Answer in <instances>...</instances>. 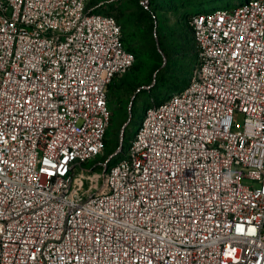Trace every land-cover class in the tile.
I'll return each instance as SVG.
<instances>
[{
  "label": "built area",
  "instance_id": "obj_1",
  "mask_svg": "<svg viewBox=\"0 0 264 264\" xmlns=\"http://www.w3.org/2000/svg\"><path fill=\"white\" fill-rule=\"evenodd\" d=\"M88 1L0 0V264H264V0L189 14L187 82L95 191L78 178L136 55Z\"/></svg>",
  "mask_w": 264,
  "mask_h": 264
},
{
  "label": "rangeland",
  "instance_id": "obj_2",
  "mask_svg": "<svg viewBox=\"0 0 264 264\" xmlns=\"http://www.w3.org/2000/svg\"><path fill=\"white\" fill-rule=\"evenodd\" d=\"M97 1L89 0L88 6L99 8L106 3L111 7L123 27L126 45L135 50L137 57L127 75H123L125 78L115 79L109 88L112 120L106 133L105 149L100 156L85 163V167L91 168L87 175L95 174L97 181L91 184V179H78L80 184L84 183L85 190L93 191L102 185L98 161L115 152L122 143L127 149L151 101L176 92L189 76L195 47L187 22L191 12L187 9L203 4L205 10L233 9L245 0H170L180 6L163 10L151 7V0H103L100 4ZM114 82L118 83L112 90ZM242 117V114L235 115L236 121H242ZM244 183L257 185L249 179Z\"/></svg>",
  "mask_w": 264,
  "mask_h": 264
},
{
  "label": "trees",
  "instance_id": "obj_3",
  "mask_svg": "<svg viewBox=\"0 0 264 264\" xmlns=\"http://www.w3.org/2000/svg\"><path fill=\"white\" fill-rule=\"evenodd\" d=\"M154 6L155 9H161L163 10L164 8H170V9H177L180 5L179 4H174L173 1H170V0H151V7ZM97 11H102V12H106V13H110V14H113L115 15L112 11H111V7L110 6H107L106 3H102L100 5V7L98 8L97 6ZM205 10V4L203 5H192L191 7H189L187 9L188 12H200V11H203ZM152 11V10H151ZM154 12V11H152ZM117 18V17H116ZM118 19V18H117ZM119 21V20H118ZM120 22V21H119ZM123 33H124V30H123ZM124 40H125V37H124ZM126 44V43H125ZM126 47L133 51L137 57V53L135 52V50H133L131 47H129L128 45H126ZM182 76V75H181ZM184 76V75H183ZM186 78V77H185ZM188 80V77L184 80L183 79V82H187ZM184 83V84H185ZM183 85V84H182ZM154 100V99H153Z\"/></svg>",
  "mask_w": 264,
  "mask_h": 264
},
{
  "label": "bare ground",
  "instance_id": "obj_4",
  "mask_svg": "<svg viewBox=\"0 0 264 264\" xmlns=\"http://www.w3.org/2000/svg\"><path fill=\"white\" fill-rule=\"evenodd\" d=\"M88 173H81V176L82 178L80 179H91V184L94 182V181H97V176L95 174H90V175H87ZM79 179V178H78ZM80 182H84V181H80Z\"/></svg>",
  "mask_w": 264,
  "mask_h": 264
},
{
  "label": "crops",
  "instance_id": "obj_5",
  "mask_svg": "<svg viewBox=\"0 0 264 264\" xmlns=\"http://www.w3.org/2000/svg\"><path fill=\"white\" fill-rule=\"evenodd\" d=\"M102 1H103V0H98L97 2L100 4ZM126 75H127V74H126ZM126 75H125V76H126ZM125 76H124V77L122 76V77H120L119 79H124ZM117 83H118V82H114V86H112V90H115V86L117 85ZM121 87H122V86H121ZM121 90H122V88H121Z\"/></svg>",
  "mask_w": 264,
  "mask_h": 264
}]
</instances>
